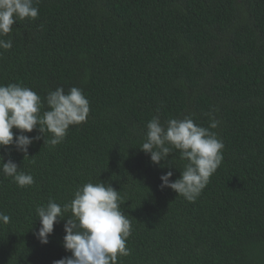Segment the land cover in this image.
<instances>
[{
  "label": "trees",
  "instance_id": "16d2710c",
  "mask_svg": "<svg viewBox=\"0 0 264 264\" xmlns=\"http://www.w3.org/2000/svg\"><path fill=\"white\" fill-rule=\"evenodd\" d=\"M34 20L12 25L0 49V84L43 98L83 89L90 111L55 147L34 140L25 156L0 148L30 173L19 187L0 170V264H52L71 255L64 224L48 243L34 235L38 205L69 203L83 184L119 192L132 232L118 264H264V0H39ZM9 36H0L8 39ZM47 110L45 103L44 109ZM223 141V161L194 202L160 176L179 178L173 150L159 165L144 152L146 125L190 116ZM12 131L19 134L18 129ZM38 135V129L24 133ZM15 138V137H14ZM3 161L0 160V169Z\"/></svg>",
  "mask_w": 264,
  "mask_h": 264
},
{
  "label": "clouds",
  "instance_id": "9594fccd",
  "mask_svg": "<svg viewBox=\"0 0 264 264\" xmlns=\"http://www.w3.org/2000/svg\"><path fill=\"white\" fill-rule=\"evenodd\" d=\"M39 3V0H35ZM34 0H0V49L10 50L13 41L10 37L12 25L19 20H34L39 9ZM2 55V53H0ZM47 105V110L44 105ZM90 104L83 89L71 87L65 92L63 87L50 90L43 98L33 89L19 83L0 84V148L14 145L16 150L28 153L34 140L40 134L51 133V139H44L55 147L67 135L71 125L87 121ZM219 121L210 114L209 127L194 122L190 116L183 119H169L162 124L158 116H153L146 125L145 139L140 148L150 154L153 163L159 165L173 150H179L180 158L187 161L179 178L174 181L171 170L160 176L161 188L168 187L186 200L194 202L223 161V141L210 129L217 128ZM16 128L19 134L12 131ZM38 129V135L30 137ZM15 137V138H14ZM3 161L2 172L11 177L19 187L34 184L30 173L19 171V166L11 159ZM119 192L110 184L91 181L78 187L73 199L63 205L49 199L47 205L35 209L40 219V227L34 232L42 244L54 231V224L71 212L64 224L63 247L71 255L54 260L52 264H118V257L128 256L131 250L126 247L131 235L130 220L120 208ZM10 217L0 212V223L8 224Z\"/></svg>",
  "mask_w": 264,
  "mask_h": 264
}]
</instances>
